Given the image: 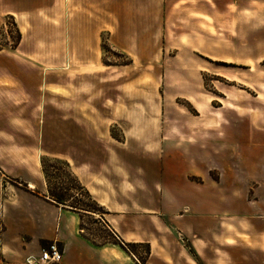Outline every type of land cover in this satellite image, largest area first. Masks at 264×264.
I'll return each instance as SVG.
<instances>
[{
  "label": "rangeland",
  "instance_id": "1",
  "mask_svg": "<svg viewBox=\"0 0 264 264\" xmlns=\"http://www.w3.org/2000/svg\"><path fill=\"white\" fill-rule=\"evenodd\" d=\"M16 1L1 0L0 10ZM83 3L68 2L69 20L98 12L94 1L90 10ZM35 12L24 25L11 14L0 22V200L9 190H26L43 162L53 194L65 193L67 203L76 194L90 206L92 214L82 216L84 235L99 243L106 238L96 221L102 210L79 194L69 166L57 161L63 121L111 124L118 139L122 129L113 122L122 118L160 125L166 137L205 142L199 151L210 142L225 184H255L251 156L264 151V0H116L115 26L102 32H66L61 0ZM19 68L30 80L49 68L43 88L20 89L11 75ZM209 173L219 180L218 168ZM246 196L252 199L251 191ZM137 248L145 257L146 247Z\"/></svg>",
  "mask_w": 264,
  "mask_h": 264
},
{
  "label": "crops",
  "instance_id": "2",
  "mask_svg": "<svg viewBox=\"0 0 264 264\" xmlns=\"http://www.w3.org/2000/svg\"><path fill=\"white\" fill-rule=\"evenodd\" d=\"M71 1L78 0H61L66 32H102L115 26L116 0L105 4L84 0L85 10L94 1L98 12L69 20L66 10ZM16 2L0 10V22L11 14L24 25L32 21L35 11L52 7V0ZM143 7L145 3L140 4ZM101 9L106 14L99 15ZM199 16L212 18L204 12ZM221 16L214 14L213 19ZM99 19L106 22V28L99 27ZM48 69L42 68L33 80L20 68L11 75L20 89L34 91L43 88ZM233 111L240 119V112ZM113 123L122 129L120 139L111 135V124L60 122L57 153L100 206L102 213L96 221L106 238L99 243L84 235L82 216L92 213L76 212L52 200L40 168V176L27 181L26 190H9L1 196L0 264H25L27 257H38L53 241L61 248L58 264H264L263 150L251 156L255 184H225V167L212 162L210 142L199 151L198 145L205 142L192 143L188 136L166 137L160 125L152 127L146 121L131 125L124 118ZM224 140L220 137L218 142L221 154ZM212 167L220 170L218 181L210 177ZM194 176L202 177V182L193 181ZM249 191L252 199L246 196ZM138 246L148 248L145 257L138 253Z\"/></svg>",
  "mask_w": 264,
  "mask_h": 264
},
{
  "label": "trees",
  "instance_id": "3",
  "mask_svg": "<svg viewBox=\"0 0 264 264\" xmlns=\"http://www.w3.org/2000/svg\"><path fill=\"white\" fill-rule=\"evenodd\" d=\"M57 161H60L61 163H63L66 167H67V163L62 161V160H57ZM42 166V172H43V175H44V178H45V181H46V185H47V190H48V194H49V197L54 200L56 203H60V204H63V205H67L69 206V208L73 211H76V212H79V211H89V212H92L90 210V206L89 205H81L80 204V200L78 198H76V194H73V195H70V198H72L74 201L71 202V203H67V200L65 199L66 198V194H59V195H56V194H53L49 188V181H48V175H47V172H46V168L42 162L41 164ZM75 181L76 183L79 185V194L83 197H85L88 201H90L91 205L94 207V208H97V209H101L100 206L94 201L92 200V198L90 197V195L88 194V192L84 189L83 186H81L79 184V182L76 180L75 178ZM64 190L67 192L69 191L70 189L68 188H64ZM92 207V209H93ZM94 212V211H93ZM80 227L82 228V225L80 224ZM83 229V228H82ZM91 241L95 242L93 239L89 238ZM148 250V248H147Z\"/></svg>",
  "mask_w": 264,
  "mask_h": 264
},
{
  "label": "built area",
  "instance_id": "4",
  "mask_svg": "<svg viewBox=\"0 0 264 264\" xmlns=\"http://www.w3.org/2000/svg\"><path fill=\"white\" fill-rule=\"evenodd\" d=\"M61 254V248L53 241L41 250L38 257H27L25 264H58Z\"/></svg>",
  "mask_w": 264,
  "mask_h": 264
},
{
  "label": "bare ground",
  "instance_id": "5",
  "mask_svg": "<svg viewBox=\"0 0 264 264\" xmlns=\"http://www.w3.org/2000/svg\"><path fill=\"white\" fill-rule=\"evenodd\" d=\"M30 187L32 188L33 186H32V185H30Z\"/></svg>",
  "mask_w": 264,
  "mask_h": 264
}]
</instances>
